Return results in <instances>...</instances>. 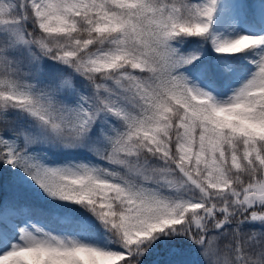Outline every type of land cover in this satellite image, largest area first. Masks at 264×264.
Here are the masks:
<instances>
[{
    "label": "snow or ice",
    "instance_id": "1",
    "mask_svg": "<svg viewBox=\"0 0 264 264\" xmlns=\"http://www.w3.org/2000/svg\"><path fill=\"white\" fill-rule=\"evenodd\" d=\"M0 264H264V0H0Z\"/></svg>",
    "mask_w": 264,
    "mask_h": 264
}]
</instances>
